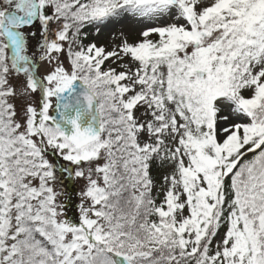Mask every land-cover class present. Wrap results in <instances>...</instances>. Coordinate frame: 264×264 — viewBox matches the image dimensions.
I'll use <instances>...</instances> for the list:
<instances>
[{
	"label": "snow or ice",
	"instance_id": "obj_1",
	"mask_svg": "<svg viewBox=\"0 0 264 264\" xmlns=\"http://www.w3.org/2000/svg\"><path fill=\"white\" fill-rule=\"evenodd\" d=\"M0 264H264V0H0Z\"/></svg>",
	"mask_w": 264,
	"mask_h": 264
},
{
	"label": "rangeland",
	"instance_id": "obj_2",
	"mask_svg": "<svg viewBox=\"0 0 264 264\" xmlns=\"http://www.w3.org/2000/svg\"><path fill=\"white\" fill-rule=\"evenodd\" d=\"M93 31H94L93 29L90 30V36L93 38V40H95L101 44H105L108 42L110 31L114 32V31H116V29L115 28H113L111 30L106 29V28L102 29L99 36L91 34V33H93ZM89 40H91V38H89ZM75 187L78 191L80 184L77 183ZM71 195H72V202L69 205V215L75 216L78 214V210L75 208V204L78 202V195H77V192H72Z\"/></svg>",
	"mask_w": 264,
	"mask_h": 264
},
{
	"label": "trees",
	"instance_id": "obj_3",
	"mask_svg": "<svg viewBox=\"0 0 264 264\" xmlns=\"http://www.w3.org/2000/svg\"><path fill=\"white\" fill-rule=\"evenodd\" d=\"M90 30H91V28L86 29V31H88L89 33H90ZM89 38H91V40H89ZM89 41H93V38L90 35L88 37V40L85 41V43H88Z\"/></svg>",
	"mask_w": 264,
	"mask_h": 264
}]
</instances>
